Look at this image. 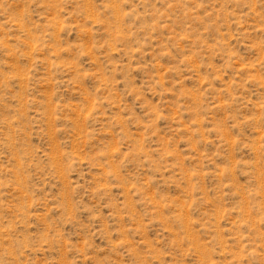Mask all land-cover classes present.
<instances>
[{
    "label": "rangeland",
    "instance_id": "rangeland-1",
    "mask_svg": "<svg viewBox=\"0 0 264 264\" xmlns=\"http://www.w3.org/2000/svg\"><path fill=\"white\" fill-rule=\"evenodd\" d=\"M0 264H264V0H0Z\"/></svg>",
    "mask_w": 264,
    "mask_h": 264
}]
</instances>
